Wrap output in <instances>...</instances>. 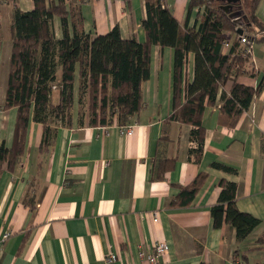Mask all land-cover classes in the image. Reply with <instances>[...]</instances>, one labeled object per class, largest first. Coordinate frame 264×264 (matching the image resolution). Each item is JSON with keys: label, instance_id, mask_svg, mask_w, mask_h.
Returning <instances> with one entry per match:
<instances>
[{"label": "crops", "instance_id": "1", "mask_svg": "<svg viewBox=\"0 0 264 264\" xmlns=\"http://www.w3.org/2000/svg\"><path fill=\"white\" fill-rule=\"evenodd\" d=\"M190 2L169 0V7L182 26L197 27L206 8L196 6L189 12ZM16 5L31 10L34 0L0 2V145L9 148L18 108L2 107ZM80 7L86 32L104 34L118 25L124 38L146 40L144 0H87ZM256 13L264 23V0H259ZM53 29L57 38L63 37L58 16ZM236 34L226 31V40L232 44ZM257 35L264 38V31ZM228 48L223 45V52ZM251 54L247 73L238 80L257 87L264 78V56ZM150 62V77L142 83L143 107L127 124L105 128L82 123L76 99L70 123L54 122L49 143L44 144L45 125L31 119L24 154L13 167L4 162L0 168V239L9 233L0 240V264H236V259L264 263V245L257 242L264 236V84L233 127L219 121L220 97L216 105L206 107L204 150L196 161L190 154L196 146L190 138L192 125L169 118L174 105V48L152 44ZM194 70L195 55L190 52L185 80H193ZM76 75L77 94L78 70ZM231 86L232 81L227 82L219 94ZM129 125L130 131L123 130ZM157 155L173 159L161 178L153 176ZM214 162L237 171L216 168ZM201 172L206 177L192 204L171 207L181 187ZM223 178L237 182L238 208L261 220L246 238L239 239L230 224H213L211 207ZM159 240L167 241L169 249L158 262L139 255ZM112 254L116 258L110 261Z\"/></svg>", "mask_w": 264, "mask_h": 264}, {"label": "trees", "instance_id": "2", "mask_svg": "<svg viewBox=\"0 0 264 264\" xmlns=\"http://www.w3.org/2000/svg\"><path fill=\"white\" fill-rule=\"evenodd\" d=\"M86 1L34 0L31 10L15 6L11 25L13 50L2 109L16 106L18 117L13 145L10 148L0 145V168L4 162L13 167L24 154L31 119L45 125L43 142L48 144L54 122L70 123L76 99L82 123L87 120L91 124L109 126L130 122L143 107L142 83L150 77L152 44L175 50L174 105L169 118L192 125L190 138L196 146L190 149V154L196 161H200L204 150L206 107L216 105L220 97L219 121L233 127L262 90L264 78L257 87L238 80L240 75L247 73L245 65L252 56L241 43L239 34L232 44L228 41L230 48L223 52L227 41L225 32H236L238 25L231 15L233 12H227L218 2L208 4L205 0H191L189 12L205 5L206 14L197 27H186L174 16L169 0H144L146 18L142 25L146 40L143 42L124 38L118 25L104 34L86 32L80 7ZM258 2L244 3L246 12L243 14L249 16L251 23L244 24L248 35L251 31H264V23L256 13ZM55 16L61 18V38L54 33ZM250 37L254 41L258 39ZM190 52L195 55V73L191 81L185 80L184 74ZM229 81H232L231 89L222 90L220 95L221 87ZM86 106L89 117L85 115ZM172 162L173 159L157 155L153 176L163 177ZM213 166L231 173L237 171L222 162H214ZM205 177L206 173L201 172L191 184L182 186L170 206H190ZM219 185L218 200L211 207L214 226L221 228L230 224L239 239L246 238L261 220L238 208L236 181L223 178ZM257 242L264 245V236Z\"/></svg>", "mask_w": 264, "mask_h": 264}, {"label": "built area", "instance_id": "3", "mask_svg": "<svg viewBox=\"0 0 264 264\" xmlns=\"http://www.w3.org/2000/svg\"><path fill=\"white\" fill-rule=\"evenodd\" d=\"M239 38H240L241 43L246 46L247 52L252 53V48H253L252 43L254 40L245 32L243 34L239 35ZM224 46L229 47L230 43L228 41H226L224 43ZM105 128H107V127L105 126ZM131 128H132L131 125L123 126V130L127 129V131H130ZM154 220L155 221L158 220V214L157 213L154 214ZM8 236H9V233H6L3 236V238H1L0 240L5 241L8 238ZM168 249H169V244L167 243V241L159 240V241H156L154 244H152L148 250L141 249L139 251V255L142 258H146L150 262L156 263V262H158L159 258L161 256H163L168 251ZM115 258H116V255L112 254L108 257V260L111 261ZM236 264H243V263H242L241 259H236Z\"/></svg>", "mask_w": 264, "mask_h": 264}, {"label": "water", "instance_id": "4", "mask_svg": "<svg viewBox=\"0 0 264 264\" xmlns=\"http://www.w3.org/2000/svg\"><path fill=\"white\" fill-rule=\"evenodd\" d=\"M219 2L220 6L225 9L227 12H232V8L235 4L239 3L241 0H206V2L208 4H211L213 2ZM232 17H234L235 22L243 25L244 23H248V25H250L251 23L249 22V17L247 14L241 15L240 17H238L240 15L239 12L233 11V13L231 14ZM238 34H243L244 33V29L242 27L237 28L236 31Z\"/></svg>", "mask_w": 264, "mask_h": 264}, {"label": "rangeland", "instance_id": "5", "mask_svg": "<svg viewBox=\"0 0 264 264\" xmlns=\"http://www.w3.org/2000/svg\"><path fill=\"white\" fill-rule=\"evenodd\" d=\"M3 2V1H5V0H0V2ZM247 1H249V0H246V2ZM207 3V2H206ZM215 3V2H214ZM248 8H249V6H248ZM242 9H243V11H242ZM244 10H246V9H244V5H243V7L242 8H240V10H239V13H240V15L238 16V17H240L241 16V14H243L244 12H246V11H244ZM247 11L249 12V9H247ZM249 17V16H248ZM236 23V22H235ZM237 31V30H236ZM259 36V35H257V32L256 31H251L250 32V34H249V36ZM261 36V35H260ZM252 51H253V54L254 55H261V56H264V39H262V37L260 38L259 37V39L257 40H255V41H253V43H252ZM84 109H85V115L86 116H88L89 117V109H88V107L86 106V107H84ZM86 119H87V117H86ZM58 123V122H57Z\"/></svg>", "mask_w": 264, "mask_h": 264}, {"label": "flooded vegetation", "instance_id": "6", "mask_svg": "<svg viewBox=\"0 0 264 264\" xmlns=\"http://www.w3.org/2000/svg\"><path fill=\"white\" fill-rule=\"evenodd\" d=\"M245 2H246V0H241L239 3L235 4V5L233 6V8H232V12H233V11L239 12L240 8L243 7V5H244ZM219 4H220V3H219ZM232 12H231V13H232ZM241 15H244V14H241ZM244 24H246V23H244ZM244 24H243V25H240V24L237 23L238 28L242 27V28L245 30L246 27H245Z\"/></svg>", "mask_w": 264, "mask_h": 264}]
</instances>
